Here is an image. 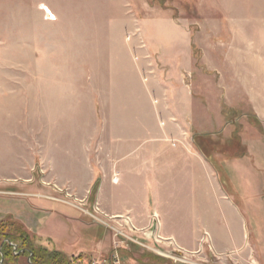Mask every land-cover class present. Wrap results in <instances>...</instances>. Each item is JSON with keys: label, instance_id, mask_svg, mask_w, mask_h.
Returning <instances> with one entry per match:
<instances>
[{"label": "rangeland", "instance_id": "1", "mask_svg": "<svg viewBox=\"0 0 264 264\" xmlns=\"http://www.w3.org/2000/svg\"><path fill=\"white\" fill-rule=\"evenodd\" d=\"M246 64L264 77V0H0V239L70 264H264ZM228 159L258 177V212L216 190Z\"/></svg>", "mask_w": 264, "mask_h": 264}, {"label": "crops", "instance_id": "2", "mask_svg": "<svg viewBox=\"0 0 264 264\" xmlns=\"http://www.w3.org/2000/svg\"><path fill=\"white\" fill-rule=\"evenodd\" d=\"M248 42H249L248 46L250 49L251 48L250 41H248ZM176 59H177V61H176L177 62V68L179 70V68L181 66V65H179L180 64L179 56ZM246 65H247L246 70L248 72H247V75H245V77L240 78L238 76V72H239L238 67H233L234 68L233 69V72H234L233 75H236L235 76L236 82H237V80H239L241 82V84H239V85L243 87L244 91L246 92V95L248 96V101L253 106V108H255L257 110V113L260 116H264V77L261 78L259 76V73L253 72V67L251 66V64H246ZM241 76H243V75L241 74ZM186 89L188 92V87ZM190 96L191 95L188 92L187 101H191V100L193 101V99H191ZM174 117H177V116L175 115ZM238 160L239 159H233V160L228 159V160L224 161L222 165H220L223 167L224 173L227 176L226 178H224V180H223V176H222V180H223V182H226V183H228V181H229V183L231 184V185H229L231 192H228L227 190L223 189L221 182L219 180L218 174H214V176L212 178L214 186H215L216 190L220 193L222 200L227 202V198H228L227 196H230L233 199V201L230 200L229 204L234 209L235 212H237V211L243 212L242 210H240L241 207L242 208L246 207V208H250L252 210L244 209L245 210L244 212L249 211L251 213H256V212H258L257 211L258 208H256L255 206H254L255 207L254 208L253 204H256L257 201H255L253 198L259 196V191H260L259 185L260 184H259L258 177H253V175H247L245 173H242V171H244L245 167L243 168L242 166H240V163H238L239 162ZM209 162H210V166L212 165L214 167L212 161H209ZM254 164H256V166H258V158H256V157H255V163L248 164V165H251L253 168ZM214 170L217 172L216 169H214ZM114 182H117V179H115ZM110 186H111V188H114L113 187L114 185H110ZM253 193H256V195ZM248 198L250 200V203H249L250 205H248V203H247ZM11 204H12V206H11V209L9 211L11 213H13L14 217H16L17 219L22 221V223H24L29 230H33L36 227H38V224H36V220L42 219V217H44V216L43 215L42 216L37 215L32 204H30L29 202H24V201H20V200H14V201H12ZM64 211H66V210H64ZM38 223L39 224L41 223L40 220L38 221ZM39 227H40V225H39ZM81 236H82V238L84 236L87 237L86 238L87 243H85V244L83 243V245H85V246H87L89 244V241H92V237L88 238L87 234H85V235L83 234ZM82 238H81V240H82Z\"/></svg>", "mask_w": 264, "mask_h": 264}, {"label": "trees", "instance_id": "3", "mask_svg": "<svg viewBox=\"0 0 264 264\" xmlns=\"http://www.w3.org/2000/svg\"><path fill=\"white\" fill-rule=\"evenodd\" d=\"M214 165V168L217 166ZM215 168V169H216ZM218 169V168H217ZM15 244V248L13 246ZM32 240L28 241V235L23 234V237L15 238L10 235H4L0 239V260L1 264H4V260L11 258L12 256H21L27 254L30 258L31 264H37L36 258H40L41 261L38 264H70L71 260L61 251L56 250H44L38 254V248H35L32 244ZM56 257V261L53 259Z\"/></svg>", "mask_w": 264, "mask_h": 264}, {"label": "built area", "instance_id": "4", "mask_svg": "<svg viewBox=\"0 0 264 264\" xmlns=\"http://www.w3.org/2000/svg\"><path fill=\"white\" fill-rule=\"evenodd\" d=\"M14 248H15V246H14ZM92 264H108V262L106 260H104V261L93 260Z\"/></svg>", "mask_w": 264, "mask_h": 264}, {"label": "bare ground", "instance_id": "5", "mask_svg": "<svg viewBox=\"0 0 264 264\" xmlns=\"http://www.w3.org/2000/svg\"><path fill=\"white\" fill-rule=\"evenodd\" d=\"M206 238V237H205Z\"/></svg>", "mask_w": 264, "mask_h": 264}]
</instances>
